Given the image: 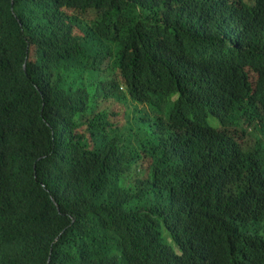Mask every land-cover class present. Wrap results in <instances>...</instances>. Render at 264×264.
Wrapping results in <instances>:
<instances>
[{
	"label": "trees",
	"instance_id": "obj_1",
	"mask_svg": "<svg viewBox=\"0 0 264 264\" xmlns=\"http://www.w3.org/2000/svg\"><path fill=\"white\" fill-rule=\"evenodd\" d=\"M0 264H264V0H0Z\"/></svg>",
	"mask_w": 264,
	"mask_h": 264
},
{
	"label": "rangeland",
	"instance_id": "obj_2",
	"mask_svg": "<svg viewBox=\"0 0 264 264\" xmlns=\"http://www.w3.org/2000/svg\"><path fill=\"white\" fill-rule=\"evenodd\" d=\"M250 73V77H255V74H253L251 71ZM126 89L124 88L123 91H125ZM104 106L109 110V111H114L115 113H118L117 116H113V114H110L111 118H113V120L119 125V127H123L133 116L134 114H129L128 110L124 109V107L122 105H117V104H112L109 101H106L104 103ZM140 109L145 110L148 114L150 113V109L147 108L146 106H139ZM253 134L255 135H260L261 133L258 131L253 130L252 131ZM248 146H253L252 142L248 141Z\"/></svg>",
	"mask_w": 264,
	"mask_h": 264
}]
</instances>
